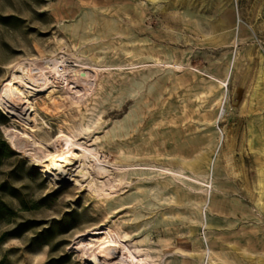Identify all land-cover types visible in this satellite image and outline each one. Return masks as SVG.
Here are the masks:
<instances>
[{"label": "rangeland", "instance_id": "obj_1", "mask_svg": "<svg viewBox=\"0 0 264 264\" xmlns=\"http://www.w3.org/2000/svg\"><path fill=\"white\" fill-rule=\"evenodd\" d=\"M55 59L98 73L0 108V264H90L105 226L147 264H264V0H0V89ZM59 129L136 167L57 182Z\"/></svg>", "mask_w": 264, "mask_h": 264}, {"label": "bare ground", "instance_id": "obj_2", "mask_svg": "<svg viewBox=\"0 0 264 264\" xmlns=\"http://www.w3.org/2000/svg\"><path fill=\"white\" fill-rule=\"evenodd\" d=\"M37 64L38 63L31 67L20 65L19 69L13 72L8 81L4 83L0 89V108L4 109L5 112L10 113L12 116L15 114L13 110L18 104L21 105V109L24 110L23 113H25V115L26 112L32 110L33 106L30 96L42 91L43 87L48 90L51 84L49 82L51 76L58 80V82L54 84L55 87L63 88L60 98L74 104L79 101L80 97L89 96V91L92 89V85L98 73L96 69L92 68V65L76 64L67 66L59 62L58 59L43 64ZM51 86L53 85H50L49 88H51ZM33 111L34 115H36L34 109ZM34 126L35 125H31V128ZM54 142V145L57 142H61V144L56 145L57 147L55 149L52 147L54 153L48 155L46 161L43 162L42 169L49 176H55L57 182H63L66 178L67 171L72 170L77 163H79L77 169L73 171L75 172L73 176L74 180L78 178L89 180V178H92L90 181H93L95 178L99 180L100 185H98V187L102 190L103 194L109 195L110 193L112 194L113 189L120 184L116 176L127 169H134V167H136L130 165L120 167L118 165L109 164L107 160L105 161V159L103 160L98 157V152L93 148L94 146L92 147V144H89L86 140H79L72 131L64 132L59 129L56 138H54ZM39 158L42 159L44 156H40ZM154 169L165 174H177L189 182L206 186L201 179L184 174L185 172H177L164 167ZM209 196L210 193L207 191L206 199H208ZM114 232V230L107 226L100 228L101 237L93 244L90 249L91 251L87 254L88 258H90L87 263L147 264L143 256H137V254H135L136 252L132 251V249ZM139 251L140 250H138V252ZM209 252L210 248H207V253Z\"/></svg>", "mask_w": 264, "mask_h": 264}, {"label": "trees", "instance_id": "obj_3", "mask_svg": "<svg viewBox=\"0 0 264 264\" xmlns=\"http://www.w3.org/2000/svg\"><path fill=\"white\" fill-rule=\"evenodd\" d=\"M0 148L7 149V150L10 151L9 146L7 145V143L5 142V140L2 139V138L0 139Z\"/></svg>", "mask_w": 264, "mask_h": 264}]
</instances>
